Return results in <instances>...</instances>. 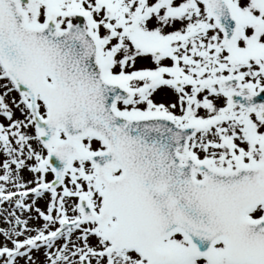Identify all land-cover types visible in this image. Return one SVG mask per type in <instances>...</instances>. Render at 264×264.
Returning a JSON list of instances; mask_svg holds the SVG:
<instances>
[{"label":"snow or ice","instance_id":"snow-or-ice-1","mask_svg":"<svg viewBox=\"0 0 264 264\" xmlns=\"http://www.w3.org/2000/svg\"><path fill=\"white\" fill-rule=\"evenodd\" d=\"M0 205V264H264V0H0Z\"/></svg>","mask_w":264,"mask_h":264},{"label":"rangeland","instance_id":"rangeland-1","mask_svg":"<svg viewBox=\"0 0 264 264\" xmlns=\"http://www.w3.org/2000/svg\"><path fill=\"white\" fill-rule=\"evenodd\" d=\"M160 97V96H159ZM161 98V97H160ZM161 100H162V98H161ZM22 173H24L25 174V178H27V179H30L31 178V175L28 173V172H26V171H24V172H22ZM21 173V174H22ZM32 222V221H31ZM43 260V258L41 259V260H37V264H41V261Z\"/></svg>","mask_w":264,"mask_h":264}]
</instances>
